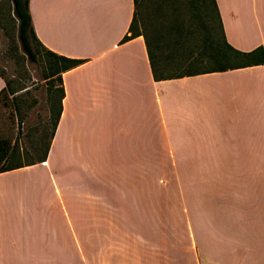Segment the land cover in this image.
<instances>
[{
    "label": "crops",
    "instance_id": "0c3cea01",
    "mask_svg": "<svg viewBox=\"0 0 264 264\" xmlns=\"http://www.w3.org/2000/svg\"><path fill=\"white\" fill-rule=\"evenodd\" d=\"M212 2L229 47L264 53V0ZM27 8L46 50L84 62L61 74L44 161L0 173V264H264V64L153 81L142 37L120 42L132 0ZM147 162L184 188V234L113 220Z\"/></svg>",
    "mask_w": 264,
    "mask_h": 264
},
{
    "label": "rangeland",
    "instance_id": "374dc122",
    "mask_svg": "<svg viewBox=\"0 0 264 264\" xmlns=\"http://www.w3.org/2000/svg\"><path fill=\"white\" fill-rule=\"evenodd\" d=\"M216 24L210 0H138L135 25L155 52L157 65L169 75L209 68V54L221 49ZM16 34L11 0H0V76L7 83L0 97V138L8 143L4 168L29 164L43 155L56 112L57 82L47 78L50 57L37 48L39 57L29 61ZM154 166L147 162L146 188H124L123 192L120 188L113 199L112 218L129 220L125 231H143L146 228L139 223L147 217L150 223L154 218L162 220V233L184 234V188H177L175 177L149 175ZM158 167L164 174L168 164L158 162ZM81 211L88 215V208ZM113 227L119 231L120 226ZM158 227L156 223L157 232ZM67 264L82 263L71 258Z\"/></svg>",
    "mask_w": 264,
    "mask_h": 264
},
{
    "label": "trees",
    "instance_id": "16d2710c",
    "mask_svg": "<svg viewBox=\"0 0 264 264\" xmlns=\"http://www.w3.org/2000/svg\"><path fill=\"white\" fill-rule=\"evenodd\" d=\"M132 1H133L132 19L129 24L127 34H125L121 38L120 42L122 43L130 39H133L135 37H139V36L142 37L145 51H146L147 62L149 65V69H150V73H151V77L153 81L177 79V78H182L185 76H194L198 74H206V73H212V72H222V71L233 70L237 68H243V67L251 66V65L264 64V53L261 48H255L249 52H238L232 49L231 47H229L225 43L220 27H219V23L217 22V17L215 16V13H214L216 23H217L216 24L217 31H218L220 41H221L220 42L221 49L219 51H214V53L211 52L209 54V56H211V59H212V63L209 66V68H207L206 70L202 72H187V73H178V74L169 75L164 71V68H161L160 66L157 65L155 52L149 46L145 36L138 31L135 25L138 0H132ZM210 1H211L212 9H214L213 2L212 0ZM27 3H28V0H11L12 15L16 21V27H17L16 36H17V40L20 45V49L23 52V54L27 57V59L31 62H34L37 60V58L39 57V51L37 48L42 49L43 52L50 57V65L48 68L47 78H52L57 82L56 112H55L54 123L51 129L50 135H49V141H50L53 131L56 126L58 115L60 113V101L63 97V89L61 86V74L67 70L77 67L78 65L82 64L84 61L56 55L46 50L37 41V39L34 36L32 27H31ZM6 87H7V83L4 82V87L0 90V97L3 95V92L5 91ZM47 148H48V144L45 147V152L43 153V155L40 158H38L35 162L24 164V165L28 166V165H32V164L44 161ZM7 150H8L7 141L0 138V173L14 169V168L21 167V165L9 167V168H4L2 166V163L7 154Z\"/></svg>",
    "mask_w": 264,
    "mask_h": 264
}]
</instances>
